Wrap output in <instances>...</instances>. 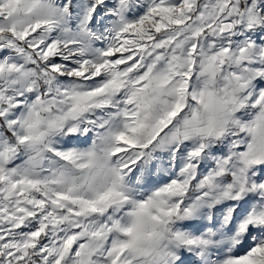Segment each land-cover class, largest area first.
<instances>
[{
  "label": "snow or ice",
  "instance_id": "obj_1",
  "mask_svg": "<svg viewBox=\"0 0 264 264\" xmlns=\"http://www.w3.org/2000/svg\"><path fill=\"white\" fill-rule=\"evenodd\" d=\"M0 264H264V0H0Z\"/></svg>",
  "mask_w": 264,
  "mask_h": 264
}]
</instances>
